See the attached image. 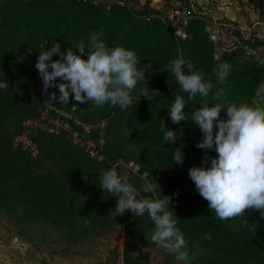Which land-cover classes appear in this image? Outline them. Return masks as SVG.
<instances>
[{"label":"trees","instance_id":"16d2710c","mask_svg":"<svg viewBox=\"0 0 264 264\" xmlns=\"http://www.w3.org/2000/svg\"><path fill=\"white\" fill-rule=\"evenodd\" d=\"M46 3L49 6L42 7L40 10L15 12L0 5L1 64L13 61V58L1 54L6 43L11 46L23 43L26 47H31L45 39L49 42H64L70 37L67 30L60 29V25L64 15L72 12L73 7L59 6L49 1ZM101 11L106 14L112 12H106L103 9ZM100 26H89L87 34L93 31L98 32ZM150 28H152L151 24ZM103 29V34L106 35L105 43L109 45L113 39L112 35L116 34V27L108 24L103 26ZM78 30L80 31V28ZM113 37L118 36L116 34ZM131 37L129 38L132 42ZM207 41H209L208 38ZM234 55L240 56V54ZM223 62L227 63L225 59L220 63ZM13 63L14 69L0 67V82H8V90L0 89V92L5 94L8 92L7 95H9V83L20 82L27 86L25 91L28 94H34L35 91L37 94L35 80L28 72H23L15 62ZM232 70L227 77L231 83L224 88L226 99L237 104H252L259 85L264 83V69L257 67L254 62L253 64L245 62L236 71ZM205 80L208 79L205 78ZM212 92L215 91L212 90ZM178 94L184 99L186 105L184 111L189 119L179 124L173 122L167 124V120L159 119V115L163 112L170 113L168 106ZM208 100L210 105L223 102L213 101L212 94L209 95ZM200 101L199 96L195 100H189L187 94L181 92L180 86L175 81L164 94L159 93L149 100L132 99V105L126 110H121L119 106H116L115 118L121 120V125H125L132 120L134 114H138L141 118L138 126L149 133L142 140L143 143H148L149 146H161L149 154L144 153L143 163H141L150 174L162 172L166 179L164 180L165 187L156 190L160 198L162 195L171 197L169 210L173 211L174 216L176 214L177 227L184 234L190 264H196L191 257L196 246H203L210 250L211 254L213 253L202 264H264V217L260 215V212L255 209L245 210L241 219L247 221L248 227H243L239 219L228 221L217 219L215 213L209 210L208 201L199 195L189 176L190 168L202 166V158L205 155L209 157V164L203 165L205 167L210 166L211 158L217 155L214 150L206 151L196 147L202 139V132L198 125L190 119L192 111L200 107ZM72 106L76 105L63 109ZM43 107L45 106L41 105L38 111ZM76 108L80 118L85 121L80 109L77 106ZM220 115L221 118H226V110L222 109ZM15 117L16 114L11 104L0 101V198L9 184L8 187L14 191L24 207L29 208L31 213L38 211L39 216L49 219L69 217L86 219L91 222L98 221L101 224V216L108 214L117 203V199L111 197L107 191H103L99 184L101 171L109 170V165L99 164L89 159L82 149L70 144L64 136L55 137L38 133L35 139L40 151L50 149L49 152L55 156L59 170L56 174H33L32 169L35 165L33 160L38 158L31 159L11 146L12 137L19 127L11 136L5 131L6 124ZM30 117L32 115H25V119ZM160 121L165 123L167 129H172L177 133L178 139L175 142L163 141L164 130L161 128ZM177 147H181L184 153L183 164H177L172 159V153ZM110 152L106 142L105 154L113 159ZM198 161H201L200 164L195 165ZM118 217L125 233L122 250L123 264H137L133 253L138 247L139 231L144 228L153 229L154 224L147 213L141 217H135L133 213L125 212L124 215H118ZM206 234L210 235L211 239H204Z\"/></svg>","mask_w":264,"mask_h":264},{"label":"rangeland","instance_id":"374dc122","mask_svg":"<svg viewBox=\"0 0 264 264\" xmlns=\"http://www.w3.org/2000/svg\"><path fill=\"white\" fill-rule=\"evenodd\" d=\"M47 1L59 6L73 7L72 12L64 15L60 25L61 30L65 29L70 34L64 42H58L62 52L72 47L74 52L79 54V50L75 47L79 43L87 46L90 35L87 34L89 26L111 24L116 27L115 32L118 37H113L116 36L113 34V39L108 46H122L134 50L140 59L138 67L151 65L150 68H145L146 81L137 84L132 93V99H147L140 95L141 90L147 88L150 91L156 90L158 94L166 93L175 82V77L166 69L169 62L176 58L182 57L190 62L194 69L201 70L204 77L215 85L213 91L220 87L225 88L231 83L227 79L224 85L216 81L213 68L222 60L227 61L232 71H236L245 62L253 64L251 60L241 55H222L218 60H214L212 48L207 41L208 36L199 38V41L193 37H189L186 41H177L172 37L166 25L157 19H154L157 24H153L150 28L149 22L144 19L145 16L153 14L149 11V0H126L132 10L115 9L108 14L103 13L102 9L99 11V8L79 4L77 0H0V5L14 12L40 10L42 7L49 6ZM140 2H144V7L140 5ZM145 5L148 8H145ZM94 10L99 12H94ZM105 36L103 34L104 41ZM129 37L133 38L132 42ZM254 42L264 46L262 41ZM54 43L45 39L31 47H26L23 43L13 46L8 43L4 44L1 54L13 58V61L0 63V67L14 69L13 62H15L19 69L28 72L35 80V88L38 92L28 94L25 91L27 86L20 82L9 83V95H7L8 92L6 94L0 92V101L11 104L16 114V117L6 124V133L10 136L15 133L25 119V115L36 116L41 105L59 106L60 108L76 105L85 121L92 124L96 131L104 136L113 157L111 159L110 155L107 156L109 163L115 166L119 175L129 177V182L138 191V197L160 198L157 190L165 187L164 180L166 179L162 172L150 174L146 171L142 165V158L145 156L144 153L149 154L161 146L155 147L143 143L142 140L149 133L138 126L141 120L138 114H134L130 122L125 119L128 124L121 125V120L115 118V107L105 105L103 108H94L91 106V101L78 104L72 97H70L69 104L63 105L58 100V89L49 87L47 92L43 90V81L35 65L40 52L49 50ZM59 58V54H54L52 57L53 60ZM82 58L87 59V49ZM53 92L57 93L56 101L50 100ZM152 97L149 93V99ZM40 101L41 103H38ZM251 105L264 107V83L259 85ZM159 117V119H166L167 124L172 122L169 112L160 113ZM49 151L50 149H42L40 157L33 160L35 164L32 169L33 174H56L58 172L55 156ZM129 162H133L138 167V171L133 172L129 169L127 166ZM200 162L198 161L195 165ZM146 183L158 184L154 194L142 192L141 189ZM8 185L0 198V264H123L122 250L125 233L118 215L114 218L109 213L105 214L101 216V224L98 221H90V226H85L86 219L41 217L38 211L31 213L29 208L24 207L23 202ZM152 230L144 228L139 231L138 247L133 253L137 264H183L182 261H177L173 254L165 252L151 242ZM212 255L213 253L211 254V251L203 246H196L191 253L196 264H202Z\"/></svg>","mask_w":264,"mask_h":264},{"label":"clouds","instance_id":"9594fccd","mask_svg":"<svg viewBox=\"0 0 264 264\" xmlns=\"http://www.w3.org/2000/svg\"><path fill=\"white\" fill-rule=\"evenodd\" d=\"M213 28L206 26L205 33L213 34ZM103 26L98 32L90 33L88 44L76 45V54L72 47L61 51V45L55 42L47 51H41L35 67L43 81V90L49 87L58 89V100L61 104H69L70 97L78 104L91 101L94 108L105 105L119 106L126 110L132 105V93L139 82L145 83V68L138 67L140 59L134 50L122 46L109 47L103 37ZM87 49V59L82 57ZM54 54L59 59L53 60ZM51 69V71L49 70ZM180 86L181 92L187 94L189 100L201 98L200 107L191 113L193 121L202 132V139L196 147L206 151L214 150L216 156L210 160L205 155L201 167L189 169V176L194 182L199 195L208 201V208L221 221L239 219L243 227H248L246 220L241 218L246 209H255L264 217V107L248 103L230 102L226 92L220 87L214 93L215 85L205 80L201 70L182 57L169 62L167 69ZM231 67L223 62L213 68L216 81L224 85ZM59 78V82L58 81ZM0 89L8 90V82H0ZM149 93L155 97L156 90L142 89L140 95L147 97ZM212 94L213 101L208 97ZM51 101L57 100V93L50 96ZM185 102L182 95L175 96L168 106L170 119L179 124L189 118L185 114ZM226 110V118H221V110ZM164 130L163 141L175 142L177 133L167 129L160 121ZM172 159L177 164H183L184 153L177 147L172 153ZM100 188L117 199L114 209L109 214L114 218L130 211L135 217L145 213L154 224L151 242L165 252L173 254L177 261L190 264L187 242L184 234L177 227L176 214L169 210L171 197L153 199L151 196L138 197V191L129 182V177L119 175L115 168L102 170L99 177ZM158 184L146 183L142 192L154 194ZM178 195V194H177ZM90 226V221H84ZM204 239H211L205 235Z\"/></svg>","mask_w":264,"mask_h":264},{"label":"built area","instance_id":"2783aa9c","mask_svg":"<svg viewBox=\"0 0 264 264\" xmlns=\"http://www.w3.org/2000/svg\"><path fill=\"white\" fill-rule=\"evenodd\" d=\"M77 2L106 12L114 9H131L126 0H77ZM194 2L195 0H165L163 11L156 15H147L144 19L147 22L153 17L160 19L175 40L186 41L189 38L187 30ZM143 3L140 2L142 7ZM210 26L214 30L212 35L208 34L214 60H218L222 55L240 54L253 61L257 67L264 69V46L244 36L238 22L222 18L212 21ZM38 133L55 137L64 136L70 144L82 149L89 159L99 164H107L109 169L115 168L105 154L104 136L96 131L92 124L80 118L76 106L68 109L45 106L36 116L24 119L12 137V148L25 153L31 159L39 158L41 151L35 139ZM127 166L133 172L138 171L133 162H129Z\"/></svg>","mask_w":264,"mask_h":264},{"label":"crops","instance_id":"0c3cea01","mask_svg":"<svg viewBox=\"0 0 264 264\" xmlns=\"http://www.w3.org/2000/svg\"><path fill=\"white\" fill-rule=\"evenodd\" d=\"M164 3L165 0H149V11L156 15L164 10ZM222 18L241 24L244 36L250 40L264 42V0H195L187 30L189 37L199 41L208 36L204 28ZM154 19L160 20L153 17L149 21L151 25L157 24Z\"/></svg>","mask_w":264,"mask_h":264},{"label":"water","instance_id":"95a60500","mask_svg":"<svg viewBox=\"0 0 264 264\" xmlns=\"http://www.w3.org/2000/svg\"><path fill=\"white\" fill-rule=\"evenodd\" d=\"M126 212H130V211H126ZM132 213V212H131Z\"/></svg>","mask_w":264,"mask_h":264}]
</instances>
